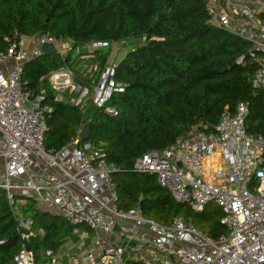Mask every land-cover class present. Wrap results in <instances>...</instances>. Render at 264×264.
<instances>
[{"label": "built area", "instance_id": "built-area-1", "mask_svg": "<svg viewBox=\"0 0 264 264\" xmlns=\"http://www.w3.org/2000/svg\"><path fill=\"white\" fill-rule=\"evenodd\" d=\"M240 1L245 2L205 0L212 25L251 45L256 70L250 82L264 87V21L258 16L264 12V0L251 1L256 7ZM4 40L8 48L0 53V189L6 192L21 239L15 264H36L29 245L44 236L23 213L30 199L74 226L73 235L84 243L93 242L96 249L72 264H264V136L248 132L246 104L234 114L224 112L214 130L195 127L174 145L150 151L134 165L135 171L156 176L176 203L196 213L217 204L225 233L214 239L181 218L165 226L139 209L121 210L113 181L118 168L107 161L105 145L82 141L91 107L104 116L119 115L109 106L114 94L125 92L116 77L118 62L109 55L102 68H93L95 57H74L70 65L46 77L51 93L45 85L32 93L22 81L25 64L43 55V45H54L55 55L65 61L70 41L18 32ZM115 45L98 42L88 47L100 52ZM238 64H244V57ZM97 67V72L102 69L98 77L88 80ZM51 100L82 114L76 135L58 151L45 147ZM80 226L89 231L80 233Z\"/></svg>", "mask_w": 264, "mask_h": 264}, {"label": "trees", "instance_id": "trees-1", "mask_svg": "<svg viewBox=\"0 0 264 264\" xmlns=\"http://www.w3.org/2000/svg\"><path fill=\"white\" fill-rule=\"evenodd\" d=\"M258 16L264 21V12ZM15 32L26 37L46 33L81 47L98 42L131 44L118 62L116 75L125 92L114 94L109 102L119 115L104 116L94 107L87 112L88 142L105 145L107 161L119 170L113 177L118 207L139 209L165 226L181 218L214 239L225 233L224 214L217 204L196 213L176 203L156 176L134 168L138 158L174 145L195 127L214 130L224 112L234 114L240 104L247 105L248 132L264 136V87L250 82L256 70L251 45L212 25L205 0H0V53L8 48L5 37ZM73 54L65 61L58 55L28 61L22 75L25 90L33 93L45 85L50 92L46 77L70 65ZM94 55L101 56L102 68L110 53ZM241 57L242 65L238 64ZM51 104L45 147L58 151L76 135L82 114L62 102L51 100ZM23 213L44 231L29 245L36 264L46 263L44 252L47 257L57 255L67 239H78L74 226L39 210L33 199ZM20 246L16 218L6 192L0 189V264H15Z\"/></svg>", "mask_w": 264, "mask_h": 264}, {"label": "rangeland", "instance_id": "rangeland-1", "mask_svg": "<svg viewBox=\"0 0 264 264\" xmlns=\"http://www.w3.org/2000/svg\"><path fill=\"white\" fill-rule=\"evenodd\" d=\"M239 3L241 5H245V6H248V7H256V6H254V4H252L251 1H245V2L240 1ZM68 45L70 47L69 50H71V52L74 53L72 55V57H75L76 61H79L82 58L94 57L95 56L94 55L95 52H93L91 49H89V47L76 46L72 42H68ZM131 47H132L131 44H129V45H123V46L115 45L112 48H110L109 53H110L111 61L114 60L115 62H119L125 56V54L130 51ZM100 57L101 56L98 55L97 58L94 60V63L92 61V63H91L92 67L93 66H99L100 63H97V62H100L99 61ZM83 65H84V60L80 62V65L78 66V69L79 70L82 69ZM97 70H98V67H97V69H94V71L91 74H88V80L91 77L92 78L96 77ZM36 205H37V208L39 210H41V211H46L47 210L46 208H44L43 206L39 205L38 203H36ZM78 231L81 233V232H84V231H89V229L86 226H80V227H78ZM91 234L93 235V233H91ZM77 238H78L77 240H74V238L67 239V241L64 244V246L58 252L59 256L53 255V256L47 257L48 253L44 252L43 253V257L46 258V263L45 264H69V262H68L69 260H68L67 257L70 258L71 262H73L74 260H76L78 258L82 259V257L85 255L83 253H86L85 250H86V247L88 245V242L84 243V241L82 239H80L78 236H77ZM82 243H83V246L81 245ZM72 250H73V252L70 253ZM64 252H66L65 253L66 257L63 256ZM40 264H42V262Z\"/></svg>", "mask_w": 264, "mask_h": 264}, {"label": "water", "instance_id": "water-1", "mask_svg": "<svg viewBox=\"0 0 264 264\" xmlns=\"http://www.w3.org/2000/svg\"><path fill=\"white\" fill-rule=\"evenodd\" d=\"M42 52H43V55L50 57V56H53L56 54V48L54 45H43L42 46ZM89 132H90V125L88 124L85 126V129H84V132L82 135V141L83 142L88 141ZM180 167H181V165H180Z\"/></svg>", "mask_w": 264, "mask_h": 264}, {"label": "crops", "instance_id": "crops-1", "mask_svg": "<svg viewBox=\"0 0 264 264\" xmlns=\"http://www.w3.org/2000/svg\"><path fill=\"white\" fill-rule=\"evenodd\" d=\"M45 212H49V213H51V214H53V215H56V214H54V213H52V212H50V211H48V210H46ZM58 216V215H57ZM77 237V236H76ZM91 242V241H90ZM88 242V245H87V247H86V250H85V252L86 251H90V250H95L96 248H95V246L93 245V242ZM90 243V244H89ZM73 252V250L70 252V253H72ZM64 253H66V252H64ZM83 254H85V253H83ZM82 254V255H83ZM56 256H59V253L56 255ZM68 258V262H69V264H72V262L70 261V258L69 257H67Z\"/></svg>", "mask_w": 264, "mask_h": 264}]
</instances>
